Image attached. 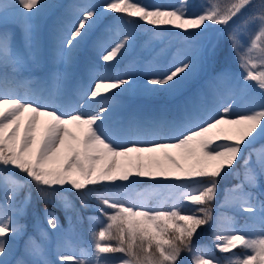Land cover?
<instances>
[{"label":"snow or ice","instance_id":"obj_1","mask_svg":"<svg viewBox=\"0 0 264 264\" xmlns=\"http://www.w3.org/2000/svg\"><path fill=\"white\" fill-rule=\"evenodd\" d=\"M186 4L84 3L75 6L69 23L57 21L45 37L34 21L55 5L0 2V264H10L27 232L22 221L32 190L66 213L76 211L70 193L83 208L95 198L94 210L103 219L89 218L99 228L92 232L91 249L80 248L76 255L63 250L66 232L45 208L44 221L58 237L55 258L49 259L48 231L37 218L36 235L24 240L27 259L15 264H182L185 254L184 264H264V191H253L264 180V0H202L196 12ZM105 13L121 19L109 26L100 51L104 73L86 64L88 85L73 98L67 85L77 74L78 50ZM238 17L241 23L227 34L229 47L245 85L254 82L259 90V96L249 94L241 111L232 92L218 90L231 80L227 69L218 67L227 60L220 41L191 47L210 24L229 27ZM253 22L257 28L245 44L241 34ZM10 24L19 27V35ZM137 29H143L145 45L177 30L191 51L153 72L144 91L158 86L177 93L189 78L204 77L173 111L120 112L121 97L135 93V82L128 72H111L138 39ZM38 68L44 74L36 79ZM238 163L243 177L225 189L221 207L246 213L251 226L237 227L223 212L214 215L219 182ZM66 218L67 231L74 232L72 217ZM202 227L212 228V247L230 255L221 260L211 248L194 244ZM114 254L122 255L109 259Z\"/></svg>","mask_w":264,"mask_h":264},{"label":"trees","instance_id":"obj_2","mask_svg":"<svg viewBox=\"0 0 264 264\" xmlns=\"http://www.w3.org/2000/svg\"><path fill=\"white\" fill-rule=\"evenodd\" d=\"M75 1H83L87 3H93V4H100L102 0H44L45 4L49 5H55L56 7L48 8L44 14H52V13H61L62 10L64 11L71 5V3H74ZM142 3L151 5V0H141ZM201 2L202 0H192L188 5H186L188 8L189 12H196V3ZM192 3V4H191ZM161 5H173V4H164L162 3ZM177 5V4H176ZM72 6V5H71ZM99 12V9H97ZM100 19H106L107 21H111L112 26H116L121 19V14H116V13H105L103 16L100 17ZM99 19V20H100ZM239 18H236L235 21L229 26V27H224L227 31L225 32V38H227L228 31L230 30L231 27H235V25L238 23ZM211 26V25H209ZM167 35H174L178 34L176 31L172 32H166ZM96 35L99 36L100 38H103L107 40L106 38L109 35V31H104L101 27H99L96 30ZM241 40L246 44L248 40L244 39L241 36ZM140 48L139 44L134 43L133 46H131L126 52L121 59L116 61L114 63V70H118L120 74L122 75L125 72H130L134 82L135 86L138 90H141L143 88L144 91L145 86H144V81L142 80V77L144 73H150L151 67L153 64L152 62V52H149L147 54V59H144L141 62H138V64L135 63L136 59V51L137 49ZM98 54L95 52V50H92L90 48H86L83 53V58L82 62L85 64H89L91 62H96L98 63ZM235 64L238 63V61L233 62ZM165 65L166 63L163 61L161 64L158 66L161 68L159 71L165 70ZM158 71V70H157ZM157 91H154L152 94L155 95V97H150L148 93L144 94L145 97H150L151 99H159L161 97V90L157 88ZM258 145H260L258 143ZM239 172V177L242 179L243 177V170L238 168ZM225 178L221 179L219 182V191L216 197V200L213 204V209H214V215L217 214L218 212H223L227 214L228 216H231L233 218V221L237 227H244L245 225L251 226L252 221H250L247 217V214L234 208H229V207H221V202L224 199V192L225 189L230 187L231 185L237 184L239 182L238 177L232 179V183L229 184L226 182ZM261 188L255 189L253 191L259 193L260 191H264V180H261ZM147 187V185H145ZM27 191V189L25 190ZM24 192L20 193V196L23 197ZM4 198V193L2 190H0V201H2ZM69 198L72 200V202L75 205L76 211L73 212H68L66 213L65 210L58 204V203H44L42 200L38 198L36 195L35 190H32L31 192V204L27 209V215L23 219V223L27 225V232L24 237H22L18 244L15 247V250L17 249L18 251L21 242L25 239H27L28 236L30 235H36V230L34 228V224L36 223L37 218H39L40 225L43 229H46L48 231V246H49V259H54L56 255V244H57V233L53 232L50 228H48V225L44 221V209L47 208L50 212H54L56 216L59 218L61 226H63L66 231L69 229V221L66 218V216H71L72 217V226L74 228V232H68L65 235V242H64V248L63 250L65 252L71 253V254H76V248L80 244V240L85 238L90 234V239L93 242V237H92V232L93 230H98L99 224H91L89 218L90 217H99L100 219H103V217H100V213L96 212L94 209L99 206V202L95 199L92 198L88 201L90 207L88 208H83L80 205L79 200L76 198L74 194H69ZM251 230V229H250ZM75 235V239L72 241V243L68 240V236L72 237ZM38 238V237H37ZM194 244L197 245H203L208 248H211L212 254L220 258L221 260L225 259L228 255L230 254H224L220 253L218 250H216L214 247H212L213 244V230L211 227H202L199 229L198 234L195 236L194 239ZM237 253L242 252V249H237L234 250ZM122 254H114L113 256H109V259L115 260L117 257L121 256ZM181 262H183L185 259H188V256L182 255L181 256Z\"/></svg>","mask_w":264,"mask_h":264},{"label":"rangeland","instance_id":"obj_3","mask_svg":"<svg viewBox=\"0 0 264 264\" xmlns=\"http://www.w3.org/2000/svg\"><path fill=\"white\" fill-rule=\"evenodd\" d=\"M191 1L192 0H187L186 5H188ZM84 3H87V2L75 1L74 3H71L72 6L70 5L65 11L63 9L61 13L43 14L41 17L38 18V21H39V23L43 24L48 19L49 20L54 19V21H52V23L55 24L57 21H61V19L63 17L62 15L68 14L70 16H73L74 11H75V6L81 5ZM162 3L173 4L170 6H174L178 3V0H151V5H154V4H160L161 5ZM200 5H201V2L196 3L197 11L199 10ZM244 15H247V13H244ZM238 18H239V21L237 24H240L243 17H238ZM109 26H112L111 21H109V20L107 21L106 19L98 20L96 22L95 26L93 27V29L90 30V33L86 34V36H85L84 40L82 41L80 48L78 50V60L82 56L83 50L85 48H90L92 50H95V52L99 55L98 56L99 62H98V64L91 63V65L95 66V71L97 73H104V70H105L104 62H102V60L100 59V51L102 50V47L107 42V40L97 36L95 31L98 27H101L104 31H108ZM52 27H53V24L47 25L48 30L52 29ZM224 27L225 26H220V25L209 26V29L207 31H205L204 33H200L198 36L193 38V44L191 47L194 48V47L198 46L200 43H206L209 39H212V40L218 39L220 41L223 49H224V52L226 53V56H227L226 62L222 63V65H220L218 67H223V68L227 69V71L231 74V80H230V82H228V84L233 85L234 83L239 82V80L242 79L241 78L242 77V70L239 67V63H237V64L233 63V62L237 61V59H236L235 55H233V53L231 52L228 40H227V38H225V32L227 30ZM256 28H257V25L255 22L248 24L247 26L244 27L243 33L241 34V36L244 39L248 40L249 35L254 33ZM173 31H176L178 34L177 35L176 34L167 35L166 33H164L161 40H156L151 45H145L144 36H143V29H137L139 36H138V39L135 41V43L139 44L140 48L137 49V51H136L135 63L138 64V62H141L144 59H147V54L149 52L153 53L152 58H151L152 59L151 64H153V66L151 67L152 69H151L150 73H144V75L142 77L143 81H145L144 84H146V81L149 78V76L152 74V72H155L157 70L159 71L161 69L158 67L161 64V62L164 61L166 63L165 68L167 69L173 63H177L181 59H184L188 55L191 54L190 46L184 41L183 35L181 33H179L177 30H173ZM85 65H86L85 63H82V62L79 63L76 77L74 79H72V80L76 79L78 88L88 85V76L84 72V66ZM39 70H41V69H39V68L36 69V71H34L35 72L34 74H37ZM111 74H113V75L120 74V72L118 70H114V68H112ZM203 79H204L203 75L189 78V80L186 81L185 85L181 88L182 91H180V92L184 93V94L187 93L189 90H191L197 84H200L203 81ZM250 83L252 85L254 84V82H250ZM149 87L158 88V86H149ZM135 88H136V86H135ZM255 89H257V88H255ZM141 90H143V88ZM141 90H138L136 88V91L134 94L127 95V96L132 101H134L136 99H144L145 102H149V99L143 97V95L148 93V94H150V97H152L153 92H146V91H141ZM164 92L165 93L162 96V100L152 101V103L153 104H163L166 99L171 97V93H169L165 90H164ZM255 147L259 148L260 145L256 144ZM253 160H255V157H253ZM240 163H242V161ZM238 168L243 170L240 167V164L238 163L235 167V170L232 173H230L229 175L224 177L225 180H227L226 182H228L229 184L232 183V179L236 178L239 174ZM62 228L67 233L66 229L63 226H62ZM74 239H75V235L72 237L68 236V240L71 243ZM80 241H81L80 244L76 248V255H79V249L80 248H88L90 250L91 246L93 244V242L90 239V234L88 236H86L85 238L81 239ZM21 243L22 244L19 248L20 251H18L17 249L15 250L14 255L9 258L10 262L15 263L16 260L23 257L24 242L22 241ZM26 259H27V257H26ZM187 260L188 259H185L182 262V264H184V262H186Z\"/></svg>","mask_w":264,"mask_h":264},{"label":"bare ground","instance_id":"obj_4","mask_svg":"<svg viewBox=\"0 0 264 264\" xmlns=\"http://www.w3.org/2000/svg\"><path fill=\"white\" fill-rule=\"evenodd\" d=\"M0 2H3V0H0ZM75 12V11H74ZM61 21L64 23H69L73 18V16H70L68 14L62 15ZM53 20H46L43 24L39 23L38 19L34 21L36 24L39 25L42 34L47 37L49 34L50 30L47 29V25H54L52 23ZM9 27L13 29L17 35H19V27L16 25L10 24ZM36 71V69L34 70ZM33 71V74L35 73ZM43 71L39 70L37 74L33 75V78L39 79L40 77L43 76ZM204 81V79H203ZM203 81L200 84H197L195 87H193L191 90H189L187 93H175L173 96L170 98L166 99L163 104H153L152 101L149 100V102H145L144 99H136L132 101L127 95L121 97V100L124 102V107L120 109V112L122 115H127L128 113L131 112H137L140 113L141 115H149L154 112H159L163 109H167L170 111L175 110V108L182 102L184 95H187L190 91L195 90V88L201 86L203 84ZM254 85V84H253ZM250 82L248 85H245V82L243 79L239 80V82L234 83L233 85H229L228 83L226 84H221L218 86V90L220 92H232L235 95L236 99V110L241 111L246 105L247 100L250 98V93L254 92L257 96H259V90L255 89ZM69 91L72 93L73 98H75V93L76 90L78 89L77 86V81L75 80H70L68 85H67ZM19 259H26V257H21ZM10 264H15L14 262H10Z\"/></svg>","mask_w":264,"mask_h":264}]
</instances>
